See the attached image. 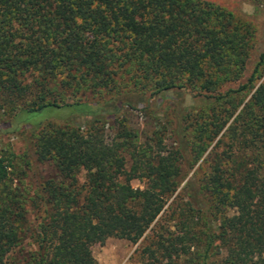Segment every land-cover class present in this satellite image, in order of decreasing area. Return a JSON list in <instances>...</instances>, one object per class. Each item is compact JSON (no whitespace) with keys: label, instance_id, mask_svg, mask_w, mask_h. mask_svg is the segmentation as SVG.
I'll list each match as a JSON object with an SVG mask.
<instances>
[{"label":"trees","instance_id":"trees-1","mask_svg":"<svg viewBox=\"0 0 264 264\" xmlns=\"http://www.w3.org/2000/svg\"><path fill=\"white\" fill-rule=\"evenodd\" d=\"M253 41L251 25L204 0H0V116H22L36 160L59 173L32 192L18 156L0 157V264H99L95 245L137 244L168 206L174 224L143 264H207L217 246L222 264H264V53L247 83L219 93L242 79ZM134 89L195 93L203 104L187 125L199 142L183 127L177 149L153 155L124 121L108 141L110 118L132 107L116 99ZM46 110L85 123L43 125ZM215 141L200 187L188 182L189 201L169 204L187 156L196 164Z\"/></svg>","mask_w":264,"mask_h":264},{"label":"rangeland","instance_id":"rangeland-1","mask_svg":"<svg viewBox=\"0 0 264 264\" xmlns=\"http://www.w3.org/2000/svg\"><path fill=\"white\" fill-rule=\"evenodd\" d=\"M227 12L234 14L237 19L248 23L254 30L253 49L250 53L246 71L242 79L237 83H228L219 89V93H224L229 89L237 90L239 87L251 78L257 64L264 53V0H204ZM264 80V76L258 84ZM128 89V88H127ZM126 89V90H127ZM132 88L128 89L131 90ZM124 90V94L119 96L116 101L118 105L130 103L132 107L124 105L116 117H111L106 127L108 141L113 140L119 128V123L123 122L126 129L138 135L139 150L149 151L153 155L162 152V147L167 151H173L178 148L180 142V130L185 129V134L190 143L194 140V127L189 128V124L195 121L196 115L193 109L203 104V100L195 98L193 92L182 90H170L164 94L152 96L149 90L141 91L134 89L132 91ZM251 92H245L238 96L239 100L244 99L247 102L251 97ZM88 97L86 100H97ZM110 96H106L101 102L107 101ZM193 111V112H192ZM188 115L187 122H180L181 115ZM222 117V116H221ZM224 117V115H223ZM23 117H5L0 116V157L3 155L15 154L18 156L17 168L27 170L25 184L32 192L48 182H57L59 173L52 162L39 163L34 155V136L33 129L29 125H24ZM39 119H44L41 123L47 124L50 121H59L65 123L71 120L74 123L84 125L85 118H78L69 115L66 112H56L55 110H46L39 115ZM188 124V125H187ZM184 127V128H183ZM196 135V134H195ZM161 141V143H160ZM208 136L203 137V142L209 144ZM217 141V140H216ZM211 143L208 152L196 164H193L191 155L187 156V163L183 166L184 180L176 195L170 200L171 204L175 199L177 203L185 204L188 200L187 193L182 189L188 182L194 183L195 187H200L201 181L205 178L206 164L204 159L211 148L215 145ZM24 157V159H23ZM25 160L30 162V166L25 164ZM128 168L131 166V158L128 155ZM81 181H84V173L81 175ZM134 188H144V182L134 180ZM169 207V206H168ZM165 211L155 222L153 227L137 243L133 244L119 237H110L103 245H95L92 252L99 264H143V255L151 242L161 232V229L172 227L174 221L170 218L171 209ZM206 210L213 213L212 219L215 222V230L221 224V214L210 210V204ZM212 213H209L211 215ZM232 214V212H231ZM225 256L224 248L217 246L207 259V264H222Z\"/></svg>","mask_w":264,"mask_h":264}]
</instances>
